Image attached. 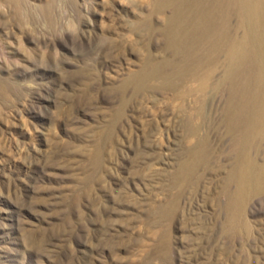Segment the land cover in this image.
<instances>
[{"label":"rangeland","instance_id":"obj_1","mask_svg":"<svg viewBox=\"0 0 264 264\" xmlns=\"http://www.w3.org/2000/svg\"><path fill=\"white\" fill-rule=\"evenodd\" d=\"M17 1L0 0V264H264V194L227 231L229 157L189 183L174 178L199 81L185 97L161 76L123 87L146 61L170 57L171 10L157 0ZM233 22L243 36L242 18ZM253 43L240 53L254 75L264 56ZM212 95L207 106L224 105Z\"/></svg>","mask_w":264,"mask_h":264},{"label":"bare ground","instance_id":"obj_2","mask_svg":"<svg viewBox=\"0 0 264 264\" xmlns=\"http://www.w3.org/2000/svg\"><path fill=\"white\" fill-rule=\"evenodd\" d=\"M254 1L157 0L158 11L171 10L163 27L170 57L157 64L146 61L144 68L123 84L126 87L133 83L140 91L147 87L150 78L161 76L162 87L176 90L180 97H185L187 82L199 81L201 95L197 106H190L186 120H183L184 139L190 144L174 178L189 183L202 166L209 168L213 161L229 157L232 166L222 194L226 198V226L231 235L237 232L238 208L250 196L264 194V157L260 160L264 155V71L261 61L264 56V12ZM235 16H240L246 27L243 36L237 34L238 25L233 22ZM238 23L241 25L240 21ZM246 41L254 42L256 46L254 51L261 61V73L254 71L256 74L253 75L251 64L240 53V47ZM210 91L214 95H225L223 106H207ZM121 115L122 111L117 118ZM174 209L175 204L171 203L161 210L170 216Z\"/></svg>","mask_w":264,"mask_h":264}]
</instances>
